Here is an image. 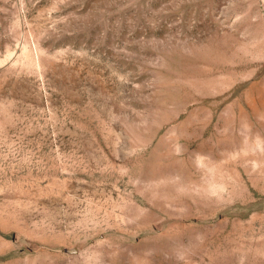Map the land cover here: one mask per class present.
Here are the masks:
<instances>
[{
	"label": "rangeland",
	"instance_id": "rangeland-1",
	"mask_svg": "<svg viewBox=\"0 0 264 264\" xmlns=\"http://www.w3.org/2000/svg\"><path fill=\"white\" fill-rule=\"evenodd\" d=\"M0 264H264V0H0Z\"/></svg>",
	"mask_w": 264,
	"mask_h": 264
}]
</instances>
